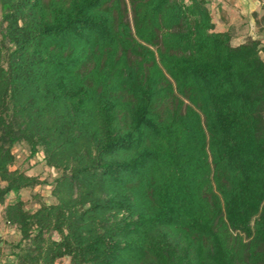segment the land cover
Returning a JSON list of instances; mask_svg holds the SVG:
<instances>
[{"label": "trees", "instance_id": "trees-1", "mask_svg": "<svg viewBox=\"0 0 264 264\" xmlns=\"http://www.w3.org/2000/svg\"><path fill=\"white\" fill-rule=\"evenodd\" d=\"M0 8V203L45 182L18 142L61 171L53 203L5 205L9 264H264V40L207 0Z\"/></svg>", "mask_w": 264, "mask_h": 264}, {"label": "rangeland", "instance_id": "rangeland-1", "mask_svg": "<svg viewBox=\"0 0 264 264\" xmlns=\"http://www.w3.org/2000/svg\"><path fill=\"white\" fill-rule=\"evenodd\" d=\"M4 26L3 11L0 8V38L2 37L1 32ZM13 152L16 161L12 168H20L30 175H38L45 182L36 185V187L22 188L18 193L10 192L6 196L4 203H0V264H9L14 259L11 252L17 250L15 245L19 243L21 238L18 228L5 218V205L22 199L25 201V208L34 212L40 206V203H53L55 198L51 191L52 185L54 180L61 175V171L58 168L47 165L41 148H38L33 155L31 146L27 142L20 141L14 145ZM69 262L70 258L65 257L56 264H69Z\"/></svg>", "mask_w": 264, "mask_h": 264}, {"label": "crops", "instance_id": "crops-1", "mask_svg": "<svg viewBox=\"0 0 264 264\" xmlns=\"http://www.w3.org/2000/svg\"><path fill=\"white\" fill-rule=\"evenodd\" d=\"M216 31L231 33L234 46L264 40L263 0H207ZM264 59V53H262Z\"/></svg>", "mask_w": 264, "mask_h": 264}]
</instances>
